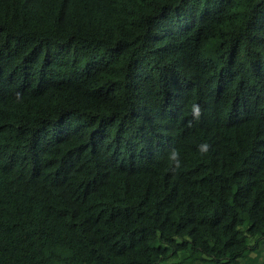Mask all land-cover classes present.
<instances>
[{"label": "trees", "instance_id": "trees-1", "mask_svg": "<svg viewBox=\"0 0 264 264\" xmlns=\"http://www.w3.org/2000/svg\"><path fill=\"white\" fill-rule=\"evenodd\" d=\"M0 264H264V0H0Z\"/></svg>", "mask_w": 264, "mask_h": 264}, {"label": "clouds", "instance_id": "clouds-1", "mask_svg": "<svg viewBox=\"0 0 264 264\" xmlns=\"http://www.w3.org/2000/svg\"><path fill=\"white\" fill-rule=\"evenodd\" d=\"M191 111H192L193 116H195L196 119H199L201 115L200 106L197 104L192 105ZM209 149H210V145L206 142L199 146V151L201 154H206L209 151ZM170 155L172 159H175L179 155V152L176 150H173Z\"/></svg>", "mask_w": 264, "mask_h": 264}, {"label": "rangeland", "instance_id": "rangeland-1", "mask_svg": "<svg viewBox=\"0 0 264 264\" xmlns=\"http://www.w3.org/2000/svg\"><path fill=\"white\" fill-rule=\"evenodd\" d=\"M252 242H254V241L252 240Z\"/></svg>", "mask_w": 264, "mask_h": 264}]
</instances>
